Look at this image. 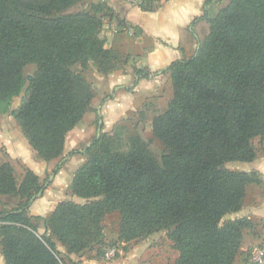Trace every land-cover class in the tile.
Returning <instances> with one entry per match:
<instances>
[{
    "label": "trees",
    "instance_id": "1",
    "mask_svg": "<svg viewBox=\"0 0 264 264\" xmlns=\"http://www.w3.org/2000/svg\"><path fill=\"white\" fill-rule=\"evenodd\" d=\"M88 1L0 0V111L29 92L14 113L20 140L36 160L59 161L51 176L67 158H87L71 185L81 202L59 203L43 219L45 234L35 224L42 218L29 210L50 185V176L42 183L26 169L19 181L11 163H0V197L19 198L13 209L0 208L6 264H80L70 255L79 258L95 245L102 247L104 220L115 213L122 243L166 231L177 264H235L254 222L229 216L242 210L250 185L264 184L257 171L228 168L254 162V140H264V0L206 1L198 20L207 21L208 35L195 55L167 69L173 99L151 125L166 149L160 159L141 135L123 132L101 133L83 153L64 156L67 135L95 98L84 72L95 66L110 76L124 72L131 60L106 48L103 9L96 3L94 11L69 13ZM158 1L146 0L140 7L154 11ZM213 5L221 9L210 18L207 8ZM29 65L37 74L28 86L24 70ZM134 76L128 91L151 73L135 69ZM105 253L99 249L89 259H103Z\"/></svg>",
    "mask_w": 264,
    "mask_h": 264
},
{
    "label": "crops",
    "instance_id": "2",
    "mask_svg": "<svg viewBox=\"0 0 264 264\" xmlns=\"http://www.w3.org/2000/svg\"><path fill=\"white\" fill-rule=\"evenodd\" d=\"M206 1L166 0L154 11H145L140 5L127 1L102 0L110 9L106 16L108 26L104 30L107 38L106 48L129 55L131 60L122 74L106 76L96 71L101 80L99 86H96L98 95L92 101L84 119L67 135L64 156L74 151L83 153L101 133L116 134L117 127L124 123L125 118H138L145 125H152L157 115L167 111L173 99L171 74L167 69L176 60L188 59L195 55L199 41L208 35L209 24L206 20H198L204 15ZM211 7L207 8L208 15ZM215 8L216 5L213 11ZM196 19L198 21L194 24ZM135 69L147 70L151 73V78L140 80L133 90L128 91L126 88L131 87L135 80ZM107 94H112V97L102 102ZM16 132L17 134H10L9 130L0 131L4 155H7L6 159L2 156L0 163H11L16 175L17 167L21 164L44 182L59 161L36 160L31 150L20 140L22 135L19 134H22V130L17 129ZM257 155L254 162L243 163L239 169L245 172L257 171L264 179V154ZM86 160L82 154L67 158L61 170L52 178L51 186L30 208L29 215L42 218L35 222L40 234L46 232L43 219L49 216L59 203L66 200L81 202L78 197L72 195L71 185L74 174ZM260 205L262 207H257V210L247 214L253 215L257 220L264 219V202ZM240 213L242 215L238 213L233 219L247 217L251 220V216L245 215L244 211ZM253 222L255 224V221ZM244 236L246 237V234ZM251 244L244 240L241 255L235 264H251V251L256 249ZM58 248L66 253L64 247L59 245ZM146 250L148 247L143 245L132 246L128 251H119L115 258L86 260L80 264H151ZM70 258L78 262L76 255H70ZM0 263L6 264L1 247Z\"/></svg>",
    "mask_w": 264,
    "mask_h": 264
},
{
    "label": "rangeland",
    "instance_id": "3",
    "mask_svg": "<svg viewBox=\"0 0 264 264\" xmlns=\"http://www.w3.org/2000/svg\"><path fill=\"white\" fill-rule=\"evenodd\" d=\"M94 3H96L99 6V8L103 9V11H101V13L99 14V17L102 18L103 26H104L103 30H105L106 27L108 26V22L106 21L107 17H105L108 15V12L106 10L105 3L102 2V0L101 1L100 0H89L88 3H84L83 5H79L71 9L69 13H78L84 10L94 11V9L92 8V4ZM161 3H163L162 0L156 2L155 5L158 7ZM214 6L215 5H213L210 8L209 16L211 15L214 16L221 9V5H216L215 10L213 11ZM96 71H97V68L95 66H91L90 70L84 72L85 77L91 82L94 88L95 97L96 95H98L96 86H99V84L101 83L100 77L98 76ZM116 73L122 74L123 71L119 70ZM24 74H25V77H27V84L29 86L30 79H32L37 74V67L35 65H29L28 67L25 68ZM112 94L105 95L103 100L106 99L108 96H110L111 98ZM28 98H29V92L27 90H24L19 96L13 99V101L11 102L7 110L0 111V131L9 130L10 134H17L16 132L17 129L18 131H21V127L16 121L14 113H16L19 110V108L24 103L27 102ZM103 100L102 102H106L108 99L105 101ZM117 129H118V132H117L118 134L123 132L126 136H131L133 134L141 135L146 141L150 143L151 149L158 159H160L162 154H164L166 151L162 143L153 136L151 125H148V124L145 125L138 118H131V117H129L128 119L125 118L124 123L122 125H119ZM20 135H22L21 137H23V133L19 134V136ZM254 145L256 147L258 154L260 155L264 154V140L263 139L256 138L254 140ZM3 155H4V146H3L2 141H0V161L3 160L2 158ZM4 157L6 159L7 155L5 154ZM240 166H242V164L235 163V164H229L228 168L240 170L239 169ZM17 169H18L17 178L19 181H21L22 177L26 175L25 170L27 168L19 164ZM51 174H52V171L50 172V174L47 175V178L49 176L51 178L50 179L51 183L47 187V189L52 184V178L56 176V175L51 176ZM18 201H19V198L16 196L5 197L4 199L0 198V208L4 209V207H6V209H13L17 205ZM261 202H264V184L262 186L250 185L248 187L247 198L245 200L244 206L241 211H244L245 215L251 216V220L255 221L254 229H247L245 231V234H246V237L244 236L245 242L249 244L252 243L251 246L253 248H263L264 249V219L257 220L254 218L253 215L247 214V212L251 213L252 211L257 210V207H262L260 205ZM240 212L239 214H241ZM237 214L238 213L229 216V219H233ZM119 222H120V216L118 214L115 213V214L108 215L104 220L103 246L100 247L99 245H95L93 248L94 250L86 252V254H84L83 257L77 258V261L83 262V261L88 260L89 258L95 257L99 249H102V251H105V252H107L110 249H115L116 255L118 256L119 251L121 250L128 251L129 248L132 246L137 247V246L143 245L144 247H148V250L146 251L147 253H149L148 254L149 263L151 262V264H177L178 253L174 249V246L171 243V241L168 239L166 231H159L143 240L131 242L127 244L126 246L124 243H122L119 240ZM248 255H250V253Z\"/></svg>",
    "mask_w": 264,
    "mask_h": 264
},
{
    "label": "built area",
    "instance_id": "4",
    "mask_svg": "<svg viewBox=\"0 0 264 264\" xmlns=\"http://www.w3.org/2000/svg\"><path fill=\"white\" fill-rule=\"evenodd\" d=\"M129 3L140 5L144 3L146 0H123ZM116 255L115 249H110L105 253L106 259H112ZM250 263L251 264H264V250L261 248L253 249L250 255Z\"/></svg>",
    "mask_w": 264,
    "mask_h": 264
},
{
    "label": "water",
    "instance_id": "5",
    "mask_svg": "<svg viewBox=\"0 0 264 264\" xmlns=\"http://www.w3.org/2000/svg\"><path fill=\"white\" fill-rule=\"evenodd\" d=\"M197 51H198V49H197ZM91 144H89L88 146H90Z\"/></svg>",
    "mask_w": 264,
    "mask_h": 264
}]
</instances>
